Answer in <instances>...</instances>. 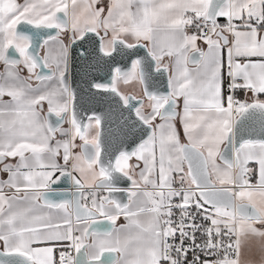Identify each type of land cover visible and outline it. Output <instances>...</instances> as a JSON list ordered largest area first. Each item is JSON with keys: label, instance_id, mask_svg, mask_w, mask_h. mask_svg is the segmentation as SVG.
Here are the masks:
<instances>
[{"label": "crops", "instance_id": "crops-1", "mask_svg": "<svg viewBox=\"0 0 264 264\" xmlns=\"http://www.w3.org/2000/svg\"><path fill=\"white\" fill-rule=\"evenodd\" d=\"M95 1L96 8H103L101 14H107L101 19L102 27L105 22L114 25L113 29L126 35L129 43L144 42L164 64L170 62V88L179 102V115L158 118L157 122L146 119L154 123V131L131 156L133 166L124 156L118 159V167L128 169L134 177L129 203L123 208L114 203L105 205L100 190L94 188V177H102V173L89 166L82 174L76 172L73 164L82 153L72 145V133L62 127L55 137L40 109L41 103L46 111L56 113L68 106L60 77L32 82L18 65L3 62L12 43L6 29L18 21L17 2L26 0H0V155L5 157L0 163V249L25 253L33 264H60L63 245L75 238L81 245L87 243L86 221L76 220L67 204L54 206L40 198L58 173L70 170L85 182L84 203L116 221L110 233L91 236L88 258L99 259L104 251H115L118 257L114 264H155L163 248L158 233L163 216L160 211H167L174 196L170 188L181 184V176L188 174L182 154L186 142L205 153L217 186L231 188L237 201L257 207L264 231V144H243L236 167L218 158L238 115L230 104L226 67L231 66V74L241 80L236 91L239 96L247 97L250 103L264 95V0H227L219 12L227 24L211 23L208 38L201 37L195 23L205 16L210 0ZM257 19L260 25H255ZM50 40L61 43L59 38ZM200 48L201 61L189 64V54ZM25 67L27 73L33 72L29 63ZM151 101L161 109L166 99ZM91 190L97 193L96 198L89 199L87 192ZM163 191L171 194L164 204L155 198ZM246 224L238 220V230H247ZM235 263L264 264V257L246 259L239 240Z\"/></svg>", "mask_w": 264, "mask_h": 264}, {"label": "water", "instance_id": "water-1", "mask_svg": "<svg viewBox=\"0 0 264 264\" xmlns=\"http://www.w3.org/2000/svg\"><path fill=\"white\" fill-rule=\"evenodd\" d=\"M227 0H210L205 12V19L214 23L218 19L221 7ZM57 20L69 28L66 13L59 11ZM100 28V27H99ZM15 35L29 42L25 49L26 56L35 64L38 71L35 79L54 75V69L48 66L41 54L46 40L60 36L57 25H38L21 20L15 27ZM73 41L70 43L67 66L61 77L64 88L71 94L70 108L58 114L45 111V119L51 133L56 137L57 130L71 118L78 128V138L82 139L90 120L98 122V134L95 142L82 141L80 151L87 162L96 160V167L102 173L94 182V188L105 194L102 203H114L123 208L129 203L134 179L132 175L118 167L121 156L131 157L137 148L148 140L154 131V123L144 119L138 110L147 99L164 98L158 118H177L179 102L172 95L170 88V68L155 57L144 42L128 43L124 39H112L111 51L103 48V40L109 36L107 29H88L76 37L70 31ZM225 40V35L219 33ZM223 40V41H224ZM203 49H196L188 56L189 64H198ZM23 55L18 47L11 44L6 49L3 62L20 65ZM143 91L142 96L134 93L123 95L114 84L115 75L130 72L134 65ZM3 94L0 93V99ZM43 109V106H40ZM246 143L264 144V101H252L236 116L233 128L228 133L219 160L231 167L238 165L237 153ZM182 154L188 167V175L196 187V194L209 207H225L237 215L256 220L261 213L250 202L237 201L235 192L229 187H220L213 181L207 157L197 146L183 143ZM5 157L0 155V163ZM87 187L85 182L73 171L60 172L41 192L43 203L57 206L67 204L76 220L86 221V242L93 234H107L112 231L116 221L86 205L83 196ZM78 248L75 264H114L117 260L115 251H104L99 259H89L88 244ZM0 264H33L31 257L21 252L0 249Z\"/></svg>", "mask_w": 264, "mask_h": 264}, {"label": "rangeland", "instance_id": "rangeland-1", "mask_svg": "<svg viewBox=\"0 0 264 264\" xmlns=\"http://www.w3.org/2000/svg\"><path fill=\"white\" fill-rule=\"evenodd\" d=\"M100 1H98L99 3ZM103 2H105L103 0ZM110 3V0H109ZM96 1L95 0H26V2L21 3L17 2V5L15 8H19L20 14H18V21L20 20H27L34 24L38 25H57L60 26V24L57 21V13L59 11L65 12L68 16H72L73 19L70 21V26L74 30L75 34L77 36H80L83 34L84 31L88 30L89 28H98L100 27L101 19L102 17H107V14H101V10L103 8H96ZM111 15V14H110ZM6 19V18H5ZM13 26V22L9 24V27L6 29V32H8V36L11 37L12 43L18 47V49L21 51L23 55V61L25 60V64L23 62V66L25 67L26 63H29L32 65V71H34L35 67L33 62L26 56L25 54V48L28 45V41L19 38L16 35L13 34L14 28L16 24ZM105 28L109 31V36L106 38L103 42V48L108 51L112 48V39L114 38H121L125 41L128 39L126 35L118 32L114 25L109 23H104ZM13 26V27H12ZM8 30V31H7ZM65 31V30H64ZM67 33V36L62 39V43H59L58 45L54 43L55 40L47 41L45 45V51L43 53H49L47 56L46 54V60H51L55 63H57V72L60 75L64 71L65 67V59L69 52V30L65 31ZM13 34V35H12ZM128 42V41H127ZM129 43V42H128ZM48 50V51H47ZM32 63V64H31ZM27 68V67H25ZM27 70V69H26ZM114 87L119 90L123 95L127 93H134L137 95L138 93L143 95V91L141 88V82L138 77L137 73V66L134 65L133 69L126 73L125 75H122L120 78H116V82L114 84ZM67 103L70 104L71 101V94L67 92ZM42 104V103H41ZM245 106L240 108V111ZM159 107L157 105H153L151 99H147L144 106L141 107L138 110V113L144 118V119H150L153 122H157L158 120V114H159ZM153 114L155 116H153ZM152 115V116H151ZM69 126V127H68ZM65 129L67 132L72 133V145L74 148L76 147L77 151L80 149V140H78V128L74 124V122L69 118L68 125H65ZM98 134V122L96 120H90L88 122V128L87 132L83 138V140L86 141H92L95 142ZM80 152V151H79ZM125 158V157H123ZM121 158V159H123ZM120 160V158H119ZM96 160L92 162H87L83 159L82 155L76 157L74 166L76 165V172L78 174H82L87 169H83L87 166L89 167H96ZM119 165V164H118ZM96 169H93V171ZM98 173L99 171L97 169ZM101 175V174H100ZM94 177V180L99 178V175ZM96 178V179H95ZM182 183L188 186H192L193 181L188 176V174H184L181 176ZM100 190L99 193H101ZM89 195V199L96 198L98 195L95 192V190H91L87 192ZM152 195V194H151ZM156 199L160 200V203L164 204L167 202L171 196L170 192L163 191L159 194H156ZM242 197L239 196V200H241ZM210 213L212 216L218 220V221H232V220H240L247 223V230L239 231L238 228L236 229L238 238L242 242V247L244 250V256L246 259L250 260H263L264 253V231L261 229V220H248L241 216H238L234 211H231L225 207H209ZM166 209H161L160 213L164 214ZM238 227V226H237ZM249 230V231H248Z\"/></svg>", "mask_w": 264, "mask_h": 264}, {"label": "built area", "instance_id": "built-area-1", "mask_svg": "<svg viewBox=\"0 0 264 264\" xmlns=\"http://www.w3.org/2000/svg\"><path fill=\"white\" fill-rule=\"evenodd\" d=\"M195 25L202 38L211 35V22L205 17H199ZM255 25H260L259 19ZM230 29L233 33L234 28ZM225 71L230 104L239 114L240 108L249 104V99L237 94L241 80L231 74V66H227ZM170 190L174 196L160 222L158 233L162 237L163 248L155 264H236L239 254L238 220H216L209 206L197 196L194 185L177 184ZM74 235L77 237L78 233L74 232ZM80 245L79 238L63 245L59 263L75 264Z\"/></svg>", "mask_w": 264, "mask_h": 264}, {"label": "flooded vegetation", "instance_id": "flooded-vegetation-1", "mask_svg": "<svg viewBox=\"0 0 264 264\" xmlns=\"http://www.w3.org/2000/svg\"><path fill=\"white\" fill-rule=\"evenodd\" d=\"M65 13V12H64ZM58 21V20H57ZM58 23L60 24V26H58L59 28H60V30H61V35L60 36H57V37H54V38H59V39H61V41H62V39H64V37H66L67 36V33L65 32V31H68L69 30V41H70V43L73 41V38L71 37V35H70V31L71 30H73L72 28H71V26H69V28H66L61 22H59L58 21ZM69 25H70V21H69ZM105 27L103 26H101L100 25V28L98 27V28H89V29H96V30H102V29H104ZM106 29V28H105ZM65 30V31H64ZM74 31V30H73ZM85 32V31H84ZM83 32V33H84ZM75 33V32H74ZM75 36L76 37H78L76 34H75ZM108 38V37H107ZM51 39H53V38H51ZM106 39V38H105ZM104 39V40H105ZM50 39H48V40H46L45 41V43L42 45V48H41V54L43 55V58H44V60H45V62H46V64L48 65V66H50V67H52L53 69H54V75L53 76H51V77H54V76H56V75H58L59 77H60V80H61V77H62V75L65 73V70H66V66H67V58H68V54H67V56H66V59H65V67H64V71L59 75L58 74V72H57V63H55V62H53V61H49V60H46V57H45V54L43 53V51H45V45H46V43H47V41H49ZM104 40H103V42H104ZM62 43V42H61ZM28 45H29V42H28ZM27 45V46H28ZM26 46V47H27ZM26 49V48H25ZM112 49V48H111ZM111 49L110 50H108V52L109 51H111ZM22 64V63H21ZM20 64V65H21ZM34 64V63H33ZM20 65H18L19 67H20V69H21V71L22 72H24L25 73V75H26V77L30 80V81H32V82H38V81H40V80H42V79H45V78H42V79H35V75H36V73H37V71H38V68L35 66V64H34V67H35V69H34V71L30 74V73H27L26 72V69H25V67H22V66H20ZM122 76V75H121ZM121 76H118V75H115V77H114V84H115V82H116V78H120ZM50 78V77H49ZM114 84H113V86H114ZM67 91V90H66ZM67 92H69V91H67ZM124 95H126V94H124ZM137 96H141V94H139V95H137ZM70 105H71V101H70V104L66 107V108H64V109H62L61 111H59V112H57L58 114H61V112L62 111H64V110H67V109H69L70 108ZM40 106H43V109H42V111L43 112H45L46 111V109L44 108V105L43 104H41ZM68 120H69V117H67V119H66V123L63 125V126H61L60 128H62V127H65V125H68ZM69 127V126H68ZM84 138V137H83ZM83 138L82 139H79L78 138V140H80L81 142L82 141H86V140H83ZM80 142V143H81ZM125 158H126V161H128V163H129V166L131 167V166H133V162L131 161V157H127V156H124ZM118 164H120L119 162H118ZM126 171H128V169L126 170ZM129 172V171H128ZM130 173V172H129ZM134 178V177H133ZM105 196V194H102V192H101V195H99V197H100V200H101V198L102 197H104ZM105 205H108V204H105ZM101 215H103V214H101ZM103 216H105V215H103Z\"/></svg>", "mask_w": 264, "mask_h": 264}, {"label": "trees", "instance_id": "trees-1", "mask_svg": "<svg viewBox=\"0 0 264 264\" xmlns=\"http://www.w3.org/2000/svg\"><path fill=\"white\" fill-rule=\"evenodd\" d=\"M212 24H214V25H221V26H222V25H226V24H227V20H226L224 17L218 15V19H217V21L214 22V23H212ZM169 63H170V62L168 61L167 64H169ZM260 99L264 101V95H262V96L260 97Z\"/></svg>", "mask_w": 264, "mask_h": 264}]
</instances>
